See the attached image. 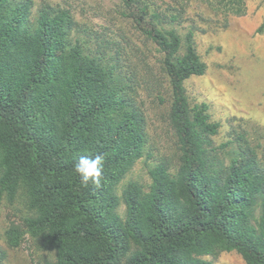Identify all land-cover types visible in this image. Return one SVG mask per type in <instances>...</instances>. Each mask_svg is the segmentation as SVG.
<instances>
[{"label":"trees","instance_id":"trees-1","mask_svg":"<svg viewBox=\"0 0 264 264\" xmlns=\"http://www.w3.org/2000/svg\"><path fill=\"white\" fill-rule=\"evenodd\" d=\"M117 1L122 19L162 56L178 165H149V187L121 189L152 153L120 45L80 28L69 8L0 0V204L21 197L29 210L8 229V245L29 236L56 253L51 264H212L206 258L224 252L264 264V127L215 146L221 123L185 87L207 65L195 28L180 30L183 9ZM203 1L226 18L246 14V0ZM97 153L105 156L102 187H84L74 165Z\"/></svg>","mask_w":264,"mask_h":264},{"label":"rangeland","instance_id":"rangeland-1","mask_svg":"<svg viewBox=\"0 0 264 264\" xmlns=\"http://www.w3.org/2000/svg\"><path fill=\"white\" fill-rule=\"evenodd\" d=\"M34 1L37 7L45 2L71 9L80 28L110 44L120 45L123 50L121 59L124 69L128 77L136 82L138 99L146 116L152 159L138 161L120 188L130 182H137L145 189L149 187V165L165 162L174 170L178 165L177 146L169 125L171 98L167 79L161 71L162 56L122 19L119 2ZM148 1L164 8L183 9L182 34L192 26L195 28L196 46L207 71L202 77L186 81L185 87L190 102L208 104L212 121L221 123L220 134L214 138L215 146H221L243 132L251 137L257 136L254 130L264 127V33H257L264 23V0H246L245 15L227 18L221 10L216 11L203 0ZM262 151L260 157L264 161V147ZM220 157L225 156L220 154ZM119 212L122 216L125 214L123 205ZM28 215L27 204L21 197L13 204L7 201L0 204V264L55 262L56 253L43 250L29 236L18 248L8 245V229L14 224L21 226ZM206 259L212 264H246L235 252L219 253Z\"/></svg>","mask_w":264,"mask_h":264},{"label":"clouds","instance_id":"clouds-1","mask_svg":"<svg viewBox=\"0 0 264 264\" xmlns=\"http://www.w3.org/2000/svg\"><path fill=\"white\" fill-rule=\"evenodd\" d=\"M105 156L97 153L93 156L82 155L74 165V171L78 175L80 183L84 187L89 185L100 188L104 176Z\"/></svg>","mask_w":264,"mask_h":264}]
</instances>
